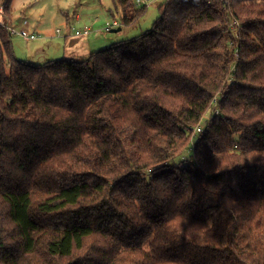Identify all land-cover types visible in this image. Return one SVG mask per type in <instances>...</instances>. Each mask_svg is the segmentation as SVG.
<instances>
[{"label": "trees", "instance_id": "16d2710c", "mask_svg": "<svg viewBox=\"0 0 264 264\" xmlns=\"http://www.w3.org/2000/svg\"><path fill=\"white\" fill-rule=\"evenodd\" d=\"M160 10L44 63L0 26V264H264V0Z\"/></svg>", "mask_w": 264, "mask_h": 264}, {"label": "rangeland", "instance_id": "374dc122", "mask_svg": "<svg viewBox=\"0 0 264 264\" xmlns=\"http://www.w3.org/2000/svg\"><path fill=\"white\" fill-rule=\"evenodd\" d=\"M166 0H148L146 5V10L138 20L134 23L125 24L123 22V11L122 8L114 2V0H13L12 9V19L13 22L17 23V17L19 15L24 16L29 20V24L25 25L30 33H37L38 38H43L47 35L48 31L41 29H33L32 24H37L39 22L49 23L53 26V30L61 28L62 32H65L68 28V22L72 20L75 12L79 13L82 17V22L75 23L77 28H83L87 24L93 32L92 35H100L98 38L103 43H98L95 50H99L110 46L112 43L118 40L133 38L147 31L153 27L155 20L160 15V6ZM136 7L143 6L139 5L137 0L134 3ZM145 6V5H144ZM3 7V6H2ZM115 24L110 28L107 24ZM74 26V27H75ZM106 26V27H105ZM102 27V29H101ZM105 27V30L103 29ZM121 27L119 31H111V28ZM98 28L101 31H97ZM55 40V39H54ZM12 41L14 46L20 48V50L25 51L31 48V45H27L25 38L19 34H12ZM57 41V39L55 40ZM60 46L54 47L53 51H60ZM21 52V51H20ZM21 54V53H20ZM17 55L19 58H27L26 55ZM56 56V55H53ZM62 56V55H61ZM60 57V56H58ZM38 59V57H31L30 59ZM212 118L210 113H207L202 122L206 124ZM197 142L196 137L193 138L182 155L190 156L194 151V144ZM180 155L177 160L182 159Z\"/></svg>", "mask_w": 264, "mask_h": 264}, {"label": "crops", "instance_id": "0c3cea01", "mask_svg": "<svg viewBox=\"0 0 264 264\" xmlns=\"http://www.w3.org/2000/svg\"><path fill=\"white\" fill-rule=\"evenodd\" d=\"M22 17L24 16L19 15L16 19L19 27L23 26L22 24H19L20 19ZM14 19L11 20L14 21ZM81 19H82L81 15L75 12L72 20H70L67 23L68 28L66 29L65 32H62L61 28H59L60 31H57L58 28L56 29V31H54L53 26L49 25V23L39 22L37 24H32L31 26L33 29L45 30L48 31L47 33L49 34L44 35L43 38L30 39V40L25 39L27 41V45L28 46L31 45V48L25 51L20 50V48L15 45L14 47L16 54L19 55L21 53L22 55H26L27 58L24 59L30 60L33 63H44L47 60L63 58V57L79 59L89 56L94 51V49H96V45L98 43H103V42L98 39L100 35H92L91 37V34L93 32H90L87 35H77L75 33L72 27L75 26V23H79V21L82 22ZM85 25L87 26V24ZM105 27H103L104 30ZM75 28L77 27L75 26ZM101 29L98 28L97 31L99 32L101 31ZM54 39L55 40L57 39V41H55ZM58 46H60L59 49L60 51H56V52L53 51V48L54 47L58 48ZM30 56L31 57L36 56L38 57V59L37 60L34 58L30 59Z\"/></svg>", "mask_w": 264, "mask_h": 264}, {"label": "built area", "instance_id": "2783aa9c", "mask_svg": "<svg viewBox=\"0 0 264 264\" xmlns=\"http://www.w3.org/2000/svg\"><path fill=\"white\" fill-rule=\"evenodd\" d=\"M138 4L140 5H147L148 4V0H137ZM4 4L1 3L0 4V26H4L7 27L10 31L11 34H19L21 36H23L25 39L30 40V39H37L39 37V35L37 33H30L28 31V29L25 27V25H27L29 23V20L25 17H22L20 19L19 24H22V27H19L18 24L16 22H13L9 17H7V15L4 12ZM115 24H107V27L110 28L111 26H113ZM72 29L75 31V33L77 35H87L91 32V28L89 26H85L83 28H75L72 27ZM57 31H60V29H58ZM217 96L214 99V108H213V113L214 114H218L220 109L218 107V103H217ZM203 130V126L198 125L195 128V133L197 132H201ZM236 147H238V145H236Z\"/></svg>", "mask_w": 264, "mask_h": 264}, {"label": "water", "instance_id": "95a60500", "mask_svg": "<svg viewBox=\"0 0 264 264\" xmlns=\"http://www.w3.org/2000/svg\"><path fill=\"white\" fill-rule=\"evenodd\" d=\"M121 29V27L118 28H111V31H119Z\"/></svg>", "mask_w": 264, "mask_h": 264}]
</instances>
